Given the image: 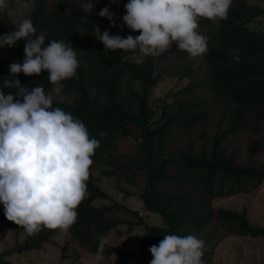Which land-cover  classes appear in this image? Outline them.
<instances>
[{"label":"trees","instance_id":"trees-1","mask_svg":"<svg viewBox=\"0 0 264 264\" xmlns=\"http://www.w3.org/2000/svg\"><path fill=\"white\" fill-rule=\"evenodd\" d=\"M20 1L6 0L7 6L0 9V36L30 18L36 35L45 33V45L52 40L70 44L80 65L74 78L62 82L63 97L52 92L46 71L33 76L20 73L21 83L30 88L43 86L46 94L54 97L53 108L60 107L80 118L90 138L100 143L92 157L93 164L111 167L101 170L104 177L120 175L127 184L138 186L144 210L159 215L163 221L162 226L146 225L139 212L102 190L90 171L87 195L77 208L75 224L67 232L80 248L95 256L99 238L119 230L121 225L144 229L137 250L126 255L135 256L137 264H150L153 256L149 248L159 245L166 234L198 236L203 228L211 227L238 237L264 238V228L254 225L246 211L212 205L227 183L230 195L247 191L251 181L254 187L264 181V164L246 166L238 162L235 149L227 151L230 142H240L248 134L264 130V7L233 0L227 20L200 18L199 32L208 40V51L202 55L206 76L181 88L191 97L174 104L161 99V104L153 108L151 91L166 77H175L178 83L194 77L196 70L189 53L173 44L162 55L148 56L142 65H137L131 53L124 54L119 49L106 52L96 35L107 20L99 12L109 7L116 14L110 0H92L95 7L90 13L81 8L86 0H34L27 8L19 7ZM117 17L123 21V15ZM25 44L20 41L15 47L0 48V87L6 79H15L10 76L9 65L23 63ZM236 49L240 60L230 63V53ZM10 91L17 90L4 89L6 94ZM215 105L222 109L220 122L225 121L226 128L217 131L209 146L201 144L199 155L192 153V144L186 145L183 152L170 149L167 142L176 143L184 135L191 139V129L217 112ZM157 109L160 125L153 121ZM203 136L202 133L200 137ZM122 143L129 145L127 153ZM98 200L103 204L96 206ZM118 211L131 213L137 221L123 219ZM10 231L23 233L25 238L0 254V264H13L6 258L15 254L43 250L61 233L59 229L44 228L28 236L23 228L7 220L0 203V236L5 237ZM116 253L114 247L106 244L104 260ZM202 259L211 261L205 253Z\"/></svg>","mask_w":264,"mask_h":264},{"label":"clouds","instance_id":"clouds-1","mask_svg":"<svg viewBox=\"0 0 264 264\" xmlns=\"http://www.w3.org/2000/svg\"><path fill=\"white\" fill-rule=\"evenodd\" d=\"M117 3V0H110ZM233 0H129L123 21L140 35L126 38L98 28L96 39L105 51L124 50L142 65L148 56H160L173 44L192 57L208 51L207 37L199 32L200 18L214 22L227 20ZM0 0V8L6 7ZM95 7L86 0L81 8L90 13ZM99 15L116 27L119 17L109 7ZM87 20V18H84ZM121 30L124 24L120 25ZM30 18L0 36V48L15 47L26 41L23 63L9 65L11 77L0 87V203L7 220L32 236L44 228L67 233L77 220V208L87 195L92 157L100 143L90 138L83 121L60 107L43 86L27 87L18 78L46 71L52 92L59 96L63 81L77 75V52L63 40L45 45L43 31L36 35ZM230 63L239 62V49L230 53ZM16 89L8 94L4 89ZM107 241L100 237L95 261L105 259ZM205 241L195 234H166L149 251L150 264H204Z\"/></svg>","mask_w":264,"mask_h":264},{"label":"rangeland","instance_id":"rangeland-1","mask_svg":"<svg viewBox=\"0 0 264 264\" xmlns=\"http://www.w3.org/2000/svg\"><path fill=\"white\" fill-rule=\"evenodd\" d=\"M20 1V0H19ZM34 0H29L26 3L21 2V6L27 8ZM251 4H257L264 7V0H246ZM19 2V3H20ZM129 0H117V3H112L116 12V16L125 15V5ZM1 9V8H0ZM19 14V13H17ZM124 24L123 30L120 25ZM101 31H109L112 35L115 32L119 36L127 37L128 34L135 36L137 32L130 30L124 21L116 20V27H112L111 21L105 20L102 24ZM175 49V48H174ZM127 54L128 52H124ZM131 57L132 55H128ZM189 61L192 67L196 70L194 77L190 80H184L178 83L175 77H166L158 87L151 91L150 105L156 108V104H161V99H167L169 104L182 101L191 97L192 94L182 92L181 88L185 87L188 82H198L206 76L207 70L204 65L202 56L192 57ZM174 90V91H173ZM194 94H200L195 92ZM56 95V94H55ZM63 97V93L60 94ZM58 97V96H57ZM66 98V96H65ZM216 106V105H215ZM217 112L211 114L209 119L203 123H197L191 130L192 138L184 135L181 140L167 142L170 149H177L178 152H183L185 146L192 144V153L199 155L201 144L205 143L208 146L214 139L217 131H222L226 128V122H220L221 111L218 106L215 107ZM157 115L153 121L155 125H160L157 120L160 116V110L157 109ZM160 120V119H159ZM204 134L201 138L200 135ZM173 134L181 137V132L173 131ZM174 137L173 140L174 141ZM264 130H259L256 134L244 137L242 141L230 142L228 152L235 149L238 162L250 166L251 164H264ZM121 146L128 151L129 145L122 143ZM157 146V144H156ZM111 167L105 165L98 166L92 164L90 171L93 176L98 179L99 187L107 192L113 200L124 204L132 211L139 212L144 218V222L149 226H162V218L157 214H148L142 207V202L139 200L138 194L141 189L138 186L127 184L119 175L112 177H104L101 170H110ZM229 183L223 186L221 195L215 197L212 202L213 207L236 210L245 212L249 220L257 226L264 228V181L257 187H254L253 181L249 183L248 190L240 193L227 194ZM110 203V201H109ZM106 202L105 204H109ZM103 201H96L95 205L100 206ZM123 219L129 220L131 223L137 221L136 217L131 213L117 212ZM119 232H124L123 234ZM143 227L134 226L129 229L128 225H121L120 229L113 230L106 237L107 244L114 247L117 251L108 260H103L100 264H137V259L132 254L137 250V244L140 237L143 235ZM25 236L23 233L17 234L10 231L5 237L0 236V254L5 250L16 245L17 242H22ZM198 238L205 241L204 253L211 261H204V264H264V238L258 237L251 239L249 237H238L228 234L224 229L212 230L211 227H206L198 234ZM79 253V258L76 256ZM94 255L88 253L83 248H80L77 243L70 237L68 233L61 232L60 235L54 238L53 244L45 246L43 250L32 251L30 253L15 254L6 258L7 261L13 264H97Z\"/></svg>","mask_w":264,"mask_h":264}]
</instances>
